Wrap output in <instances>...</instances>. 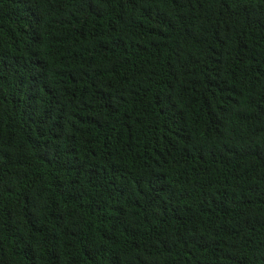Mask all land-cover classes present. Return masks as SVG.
<instances>
[{
    "label": "trees",
    "instance_id": "obj_1",
    "mask_svg": "<svg viewBox=\"0 0 264 264\" xmlns=\"http://www.w3.org/2000/svg\"><path fill=\"white\" fill-rule=\"evenodd\" d=\"M0 264H264V0H0Z\"/></svg>",
    "mask_w": 264,
    "mask_h": 264
}]
</instances>
